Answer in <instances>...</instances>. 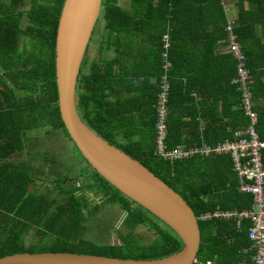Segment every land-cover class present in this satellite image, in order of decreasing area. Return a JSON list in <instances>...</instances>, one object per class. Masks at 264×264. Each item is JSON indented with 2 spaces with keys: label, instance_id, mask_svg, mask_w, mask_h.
Segmentation results:
<instances>
[{
  "label": "trees",
  "instance_id": "trees-1",
  "mask_svg": "<svg viewBox=\"0 0 264 264\" xmlns=\"http://www.w3.org/2000/svg\"><path fill=\"white\" fill-rule=\"evenodd\" d=\"M9 1L0 0V259L29 253L25 237L31 229L41 238L64 241V253L86 249L80 254L154 260L179 252L184 244L172 227L129 200L89 165L91 182L70 190L71 198L56 212L51 210L56 200L34 192L36 180L29 165L21 161L29 151L28 141L58 130L74 144L59 109L56 78L57 29L66 0ZM121 1L103 0L99 51L115 50L116 57H98L85 68L87 51L78 89L82 120L182 195L198 217L218 207L251 208L254 199L240 192L230 156H196L172 163L160 159L155 148V106L164 76L170 84L169 151L205 144L215 148L235 141L236 132L250 125L241 92L233 84L236 61L228 51L226 30L230 4L222 0H126L130 7H125ZM234 2L239 20L233 31L247 57L252 92L260 99L264 97L263 66L256 62L249 40L259 25L264 26V0ZM165 35H169L168 44ZM94 36L95 32L92 40ZM259 114L257 129L264 139V111ZM96 186L101 204L117 203L127 211L124 224L130 233L122 236L121 244L98 245L84 238L85 211L92 215L101 205L90 208L84 195L76 192ZM138 225L147 226L157 237L140 244L135 236ZM200 225L199 260L251 264L256 251L249 239L250 220H201Z\"/></svg>",
  "mask_w": 264,
  "mask_h": 264
},
{
  "label": "water",
  "instance_id": "water-1",
  "mask_svg": "<svg viewBox=\"0 0 264 264\" xmlns=\"http://www.w3.org/2000/svg\"><path fill=\"white\" fill-rule=\"evenodd\" d=\"M103 12V0H66L56 37L59 109L71 139L87 164L103 179L172 227L183 248L168 257L131 260L77 253H19L0 264H195L202 247L199 218L189 203L141 163L110 145L78 111L79 77Z\"/></svg>",
  "mask_w": 264,
  "mask_h": 264
},
{
  "label": "rangeland",
  "instance_id": "rangeland-1",
  "mask_svg": "<svg viewBox=\"0 0 264 264\" xmlns=\"http://www.w3.org/2000/svg\"><path fill=\"white\" fill-rule=\"evenodd\" d=\"M9 2L12 3V0ZM121 3L126 5L129 2L122 0ZM25 24L26 20L23 21V26ZM101 28L102 22L100 21L88 50V59L85 60L88 65L85 68L90 65L95 57L96 59L100 57L103 60L110 54H96L95 45ZM46 128L48 130L49 127ZM28 149V155H25L27 158H25L24 163L26 166L29 165L28 171L36 180L33 187L34 192L46 196L45 198L48 201L56 200V204L51 207L52 212H56L62 204H67L72 194V192H69L70 190L79 186H86L91 182L89 178L93 172L77 152L74 144L66 138L62 131H46L42 137L28 141ZM63 182L62 186L58 185ZM76 193L84 195L90 208L96 204L101 205L100 209L92 215L88 214V210L85 211L88 218L84 221L87 227L84 238L98 245L121 244L123 242L122 236L130 233V229L124 224L127 211L117 203L101 204L102 194L99 193L98 186L91 190ZM135 236L140 244L151 243L157 237L154 231L148 229L145 225L136 227ZM25 240V249L33 254L64 253L67 250V244L64 241L54 240L50 236L41 238L36 235L35 229H31ZM76 251L77 254H80L87 250L77 249Z\"/></svg>",
  "mask_w": 264,
  "mask_h": 264
},
{
  "label": "built area",
  "instance_id": "built-area-1",
  "mask_svg": "<svg viewBox=\"0 0 264 264\" xmlns=\"http://www.w3.org/2000/svg\"><path fill=\"white\" fill-rule=\"evenodd\" d=\"M222 2L225 4L228 0H222ZM234 24V21L229 20L226 27L229 32L228 51L236 61V73L233 84L241 92L242 106L250 120V125L236 132L235 141L220 143L215 148L204 146L190 150L180 148L169 151L166 141L168 138L167 121L169 116L170 84L167 77L164 76L161 85L162 90L159 94L157 106H155L157 107L155 148H157V155L160 159L172 163L193 159L196 156L205 158L230 156L232 158L234 171L238 174L239 190L243 194L250 195L254 199V205L251 208H245L240 211H225L219 208L216 211L203 213L200 219L202 221L213 218L234 219L238 222L244 219L250 220L249 239L252 243V249L256 251L252 264H264V139H262L257 129L259 113L255 110V95L251 89L250 69L242 47L236 42L237 35L233 31ZM164 37L168 44L169 35ZM166 67L168 68L169 64ZM195 264L220 263L214 260L201 261L197 259Z\"/></svg>",
  "mask_w": 264,
  "mask_h": 264
},
{
  "label": "crops",
  "instance_id": "crops-1",
  "mask_svg": "<svg viewBox=\"0 0 264 264\" xmlns=\"http://www.w3.org/2000/svg\"><path fill=\"white\" fill-rule=\"evenodd\" d=\"M227 3L230 4L229 9L231 8L230 20H232L234 22H237L239 20L238 19V13H237L238 11L235 8L234 0H231V2L228 1ZM120 4L125 6V7L126 6L128 7L130 5V3L124 5L121 2H120ZM102 25H103V28H104V24H102ZM102 36H103V29H101V31L98 33V37H97V41H96V45H95V47L97 49L96 50V54L98 53V55L101 53L99 51V48H100L101 44H103L102 43ZM249 42H250V45H251L252 49H254L255 53L257 54L256 55V62L260 63L263 66L262 68H263V72H264V26L262 24L258 26V31L256 32V35L255 36H251ZM88 49H89V47H88ZM105 53H107V54L110 53V54H108V57H105V58L113 59V58L116 57V51L115 50H106V51L102 52V55L105 54ZM95 59H96V57H95ZM134 95L135 94H130V95H128V97H132ZM255 110L256 111L258 110L257 111L258 113L261 112V111H264V97H262L260 99H255ZM259 121H260V114H259ZM204 146H208V145L205 144ZM184 149H186V148H184ZM25 158H27V156ZM21 161L22 162L25 161L23 156L21 158ZM225 211H233V210H225ZM211 260H213V259H211ZM204 261H207V260H204ZM214 261H216V260H214ZM241 264H243V263H241ZM251 264H252V260H251Z\"/></svg>",
  "mask_w": 264,
  "mask_h": 264
},
{
  "label": "bare ground",
  "instance_id": "bare-ground-1",
  "mask_svg": "<svg viewBox=\"0 0 264 264\" xmlns=\"http://www.w3.org/2000/svg\"><path fill=\"white\" fill-rule=\"evenodd\" d=\"M219 209V208H218ZM199 218V221H201V219H200V217H198ZM221 220L220 218H213V219H210V220ZM207 221H209V220H207Z\"/></svg>",
  "mask_w": 264,
  "mask_h": 264
}]
</instances>
